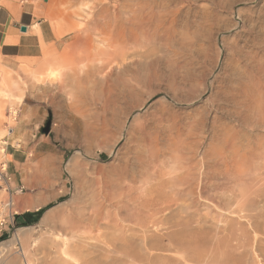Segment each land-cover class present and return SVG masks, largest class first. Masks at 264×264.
I'll use <instances>...</instances> for the list:
<instances>
[{"label": "rangeland", "instance_id": "374dc122", "mask_svg": "<svg viewBox=\"0 0 264 264\" xmlns=\"http://www.w3.org/2000/svg\"><path fill=\"white\" fill-rule=\"evenodd\" d=\"M103 1L110 8L126 2V0ZM162 1L169 4V9L182 8V15L175 25L176 34H173L176 35L175 46L180 43L182 40L180 37L186 32L182 29L184 24L181 22L186 21V12H190L189 21L195 20L192 18L195 16L196 20L200 21L198 18L200 9H211V0H199L197 4L187 1L182 5L183 0ZM0 7L12 16L13 26L18 27L20 24L30 26L28 41L25 44L30 51L37 53L35 57L19 58L15 56L23 53V50L4 49V45L0 44V172L5 166L8 177L11 178L10 181H0V219L2 215L9 213L5 208L8 202L15 203V206L43 202L35 224L19 226L12 223L13 227L10 226V230L0 237V248L5 249L0 254V264H8L10 259H16L17 264H89L91 259L95 260L92 264H264V155L259 160L257 156L259 158L260 156L256 155L257 160L254 158L256 161L251 159L249 162L241 163L244 169L239 164L236 165L242 171H247V175L245 172H242L244 175L239 174L238 177L245 180V183L236 184L238 187L234 185L235 183L229 186L225 177L217 175L218 178L211 180L212 186L206 185L208 187L204 188L200 185L194 197H183L176 202V198H172V185H169V188H164V192L170 196L166 200L171 202L173 207L170 211L152 213L147 211L148 209L144 211L145 209L141 207L143 197L139 189L143 181L139 179V175L137 176L140 173L136 171L138 166L133 153L129 156L127 170L131 172L134 168L138 179L134 187L138 189L134 188L135 191L131 195L122 197L113 187L108 188V191L123 198L125 204L130 205L133 202L131 206H134L136 203L133 212L130 211L131 218L125 216V222L123 225L121 223L122 228L106 230L105 237L101 238L102 241H114L116 244L121 241L127 245L123 248L122 245H118L121 249L112 246L111 251L105 252L101 249L103 244L96 240V233L81 229L84 232L80 230V233L77 231L75 235L82 238L84 249L82 247L81 251L72 247L67 250L64 247L66 243L72 244L73 241L78 240L71 239L73 233L65 229L64 223L77 204L79 207L84 204V199L80 197L78 200L72 199L73 183L83 178V174L85 177L93 175V166L105 171L126 166L125 156L126 151L127 153L129 151L128 148L135 150L137 147V152L141 150L139 145L132 140L129 141L132 137L130 135L132 129L140 132L138 134L134 130L133 135L146 137L145 135L155 132L159 127L169 130L168 126L176 127L174 123H180L179 127L183 128L189 139L188 144L193 143L196 146L194 140L198 141L194 149L200 152L201 171L199 172L201 176L205 173L206 162L211 152H214L213 149L218 147L224 127L234 121L228 115L236 111L230 95H232L233 83L238 82L237 76L227 67V63L235 58L232 47L237 46L244 53L257 52V55H263L256 48L255 42L259 39L258 28L264 26L261 18L264 14V0H245L242 3H234L224 10L215 7L221 22L213 27L214 35L211 41L201 42L209 49L208 60L190 54L183 58L182 55H176L168 37L172 28L166 31L165 27L169 28V24L160 27L159 32H166V36L160 37V41L152 47L150 57L144 55L135 58L138 65L142 64L138 67L134 66L135 73L130 69L140 82L144 80L143 78L146 82L150 77L158 78L153 88L147 90L145 89L147 87L142 88L140 83L137 92H143L140 98H137L136 107L130 105L129 98H123L121 91L123 90L121 83L130 79L131 73L128 71L126 76H122L123 71L119 67H109L103 72L102 87L88 83L79 88V82L74 78L69 82L71 87L67 89L61 87L64 81V83L68 81L66 76L71 66H74L71 65L70 60L76 59L78 62L79 53L76 51L82 49L81 42L84 41L82 34L87 33L86 25L93 12L94 0L88 2L86 0L78 2L0 0ZM238 9L244 11L249 22L232 34L231 23L235 22L232 21L234 20L232 13ZM70 11L77 18L73 14L69 15L72 13ZM76 11H80V14H75ZM57 14L60 15L58 19ZM78 15L82 17L79 18ZM254 26L257 27L256 30H253ZM54 28L62 29L60 32H64V35L60 37V32ZM16 33L19 34V31ZM35 36L40 45L38 49L34 46ZM78 36L81 40H78ZM8 42L16 43L17 37L9 38ZM62 49L65 50L68 58H65V61L56 60ZM171 60H178L181 66L189 64L195 75V80L187 83L184 91L179 89L185 86L182 75L173 71ZM152 61L153 64L156 63L155 66H151ZM244 62L242 66H245L246 62ZM53 70L56 73H51ZM105 80L108 83L107 81L105 83ZM177 87L179 94L174 92L176 91L174 88ZM74 89L80 91L79 94L87 91L85 103L75 102L72 91ZM116 108L117 110L119 108V111ZM139 108L142 110L140 111ZM133 112L137 114L134 115ZM170 115L175 118H171ZM137 123H140V127L136 126ZM48 124L50 131L45 134L43 130ZM101 129L107 130L105 135L90 144V135L93 132L99 133ZM239 129L244 135L246 134L247 139H251H249L251 142L256 143L261 138L264 139L262 129L242 126H239ZM82 152L86 155L81 154ZM254 172L259 173L255 175ZM247 177H250L249 181ZM248 184L250 185L247 186ZM247 193L249 194L246 195ZM243 196L246 198L243 199ZM76 200H80V205ZM253 200H256V205ZM15 211L17 209L11 210V213L15 214ZM46 215L48 217H45ZM19 231H24L26 235L21 236ZM90 246L96 247L92 249Z\"/></svg>", "mask_w": 264, "mask_h": 264}, {"label": "bare ground", "instance_id": "6f19581e", "mask_svg": "<svg viewBox=\"0 0 264 264\" xmlns=\"http://www.w3.org/2000/svg\"><path fill=\"white\" fill-rule=\"evenodd\" d=\"M74 1L78 2L82 0H74ZM86 1L88 2V0ZM187 1L197 4L199 0H185V1L183 0V2H181V5L186 4ZM242 1L244 2L245 0H219V2L218 0H211V9L209 8L200 9L201 11L199 13L201 14L199 15L198 13V18H200V21L199 19L196 20L197 17L195 15H194L195 17H192V18H195V20L190 19L191 21H189L188 17L190 15V12L189 13L186 12L187 13L185 15L187 16L186 21H181L184 24L182 29H184V31L186 32L183 33L181 31L183 33L182 37H180L182 40L180 41V43L177 44V46H175L176 41L174 40V38L176 35L174 36L173 34H176L175 25L177 22H179V18L182 15V8L174 10L175 8L174 7L173 9H169L168 7L169 4L162 0H126V2H124L120 6H114L113 8H110L106 6L105 3H103L104 2L103 0H94L93 12L89 16L88 21H87L88 23L86 25L87 30L85 31L87 33L86 34L79 33L80 35L82 34V36L84 35L83 36L84 41L81 42L83 43L81 44L83 46H82V49L79 50L80 52L76 51L79 53V55L77 56L78 62L76 61V59L70 60L71 65H74V66H71L72 68L68 71V74L66 76L68 81L66 83H64L65 81L63 83L61 82L62 83L61 87L63 89L69 88L70 86L69 82L73 78L78 80L79 88H82L81 85L84 86L85 84H88V83H93L96 86L99 85L100 87H102L103 72H105V70L109 67H119V69L123 71L122 76H126L128 71H130L131 73L129 75L130 79L125 80L123 84L121 83L122 88H123V90L121 91H123V98L124 97H126L127 99L129 98L130 105H132L133 107H136L137 105L135 104H136V101H138L137 98L138 97L140 98V94L143 92V91H141V93L140 91L137 92L138 91L137 89L139 88L140 83H141V87L142 88L147 87L145 88L147 90V89L153 88L158 78L150 77V79L147 82L145 81V78H143L144 80L140 82L139 78H137L136 75L132 73V71L135 70L133 69L134 66L138 67L142 65V64L138 65L137 64L138 62L135 61V58L136 57L139 58L144 55L147 57H150L151 51H153L152 47L157 42L160 41L161 39L160 37L166 36V32L163 31L161 33L159 32L158 29L162 26H165V24H169V28L165 27L166 31H170V29L172 28L171 33L169 34L170 36L168 37L171 41L170 45H172V47L174 48L173 52L177 53L176 55L178 54L180 56L182 55V58H183L190 54V55H193L194 57L198 56V58H204L205 60H208L209 56H207V52L209 51V49L207 47L205 48L204 45L201 44V42L211 41L214 35L213 27L215 25L218 26L219 23L221 22L220 20L221 17L215 11V7L218 6V8L224 10L225 8H229L230 6H232L234 3L238 4L239 2L242 3ZM252 2L253 1H251V3ZM253 3L255 4L256 1H254ZM83 5H86V4H83ZM76 12L74 13L80 14L79 13L80 11H76ZM89 12L91 11L89 10ZM70 14L72 15L73 12L69 13V15ZM83 14L81 15L83 16ZM81 15H78V17L79 18L82 17ZM59 16L57 14V19L60 18ZM232 16H233L232 18L234 19L232 21H235V22L231 23L232 24L231 28L233 29L230 31L233 34V33L238 32L239 29H241V27L243 26V24L248 23L249 21L246 19L244 15V11H242V9L233 11ZM261 16H262L261 18H263V23H264V14H262ZM70 18L68 20H70ZM192 24H194V26H191ZM191 27H194V29H191ZM75 28L77 29V27ZM256 28L257 27L254 26L253 30H256ZM54 29L57 32L58 31L60 32V30H62L60 28L59 29L54 28ZM181 32L179 33L182 34ZM39 33L41 34V29H39ZM61 35L63 36L64 32L62 33L60 32V37ZM257 35L259 39L257 42H255V46L263 54L262 56L257 55V52H255L254 54L249 53V52L244 53L241 50H239L237 46L232 47L235 58H233L229 63H227L228 65L227 67L229 70L234 72V75L237 76L238 82L233 83L232 92H231L232 95H230L231 100L233 101L234 106L236 108V111L230 112V114L228 115H230L234 119V121L231 122L230 125H227L224 127L223 134L220 137V143L218 144V147L216 146L213 149L214 152H211L210 158L206 162L207 169L205 173H202V176H201V173L199 172L200 166H201V161L199 159L200 152L197 149H194L197 147L198 141L194 140V143H196V146H194L193 143L188 144L189 139L187 138L183 128L179 127L180 123H174L176 127L168 126L169 130L168 129L164 130L163 128L159 127L156 131L154 130L155 132L145 135L146 137L136 136V134L133 135L134 130L138 134H140V132L138 130L136 131V129H132V132L130 133L132 137L129 138V141L132 140L134 143L139 145L141 150L139 149L140 151L137 152L136 146H135L136 147L135 150L128 148L129 151L128 153L126 151V156H125L126 166L123 165L122 167L117 168L113 171H108V170L105 171L104 169L98 166H93V163H92L93 161L91 159L92 161L91 163L93 166L92 170L94 171L93 175H89L85 177L83 174L82 176L83 178H80L77 183L76 182L73 183V188H72V193H71L72 199L76 198L78 200V197H80V199H84V204L81 205L80 207L77 204L76 205L77 207L73 210V213L67 217L64 223V226L66 227L65 229L73 233V236L71 237V239L72 238L78 239V240L76 239L77 241H73V243L71 242L72 244L70 243H66V245L64 244L65 245L64 247H66L67 250H69L72 247L76 248L77 250H80L82 247L84 249L82 238L80 236L75 235L77 231L80 233L81 229H84V230L87 229V230H90L92 233H96L97 234L96 240L98 243L101 242L103 244V246H101V249L105 252L111 251L110 248L112 246L114 248H117L118 245H122V248H123L124 245H127V243L124 244L121 241L118 242L117 244L114 241L112 242H109L107 240L102 241L101 238H103L104 233H106V230L109 231L110 229H118L119 227H121V223L123 225V222H125V216L129 217V214H131L130 211L133 212L132 209H134V206L136 203L134 204V206H131L133 202L132 203L130 202L131 204L127 205L125 204L123 198L117 196V194H120V196L122 197L127 196L129 194L131 195L132 192L135 191L134 185L137 183V180H138L135 176L136 173L133 170L134 168L132 169L133 171L131 170V172L127 170V168L129 167L128 162L130 161L129 156L133 153H134L133 154L134 158L136 159L135 163L138 166V170L136 169L135 170L138 173H140V174H137V176L139 175V179H142L143 181L142 183L143 185L139 189L140 193L142 194L143 200L141 202L140 201L142 199L141 198L139 202H141V205H142L141 207L145 209L144 211L148 209L147 211L149 212L152 211V213L153 212L163 213V212L171 210L173 205L171 204V202L166 200L167 198H170V196L167 195L166 192H164V188H169L170 187L169 185H172L171 187L173 191L172 198L173 197L176 198V202H177L183 197H188V196L194 197L197 194L196 191L199 190L200 185H203L204 188L208 187V186L206 187V185L212 186L213 184L211 183V180L213 178H216L217 175L225 177L227 179L226 180L227 183L230 184L229 186H231L234 183H235L234 185L239 184V183H241L242 185V183H245V180L240 179L238 177L239 174L244 175V173L242 174V172H245V175H247V171L241 170L240 167H243L242 169H244V166L240 164L243 162L251 161V159H254L256 155L260 156V158L257 156L259 160L264 155V139L259 138L260 141L258 140L257 141L258 143L251 142L250 141L251 139L249 137L248 138L250 140L247 139L246 134L244 135L243 132L239 129V126H242L243 128H259V129L264 130V26H261L258 28ZM79 37L80 36H78V38ZM78 40H81V39L79 38ZM202 46L204 48L200 49V47L202 48ZM64 49H62L61 53L59 54V57L56 60L65 61L66 60L65 58H68L67 54L65 53V50L66 49L68 50V48H66L65 50ZM141 49H144L145 51H142ZM222 49L224 48L222 47ZM140 52H143V54H141ZM244 61L246 62V64L245 66H242V63ZM178 62H179L178 60L176 61L171 60L170 64L174 66L173 68L174 72H178L179 74L182 75L183 85L185 86L179 89L180 91H184L185 90L184 88L186 87L187 83H191L195 80V75L192 72V70L189 68L190 67L189 64H184L181 66L180 63ZM155 64L156 63L153 64V61H152L151 66L153 65L155 66ZM51 69H54V68H51ZM130 69H132V71ZM54 70L53 72L51 71V73L53 74L56 73ZM107 72H109V70ZM174 75L176 76L177 74L175 73ZM58 78H61V77H58ZM60 80L61 79H59V81ZM106 81L107 80H105V83ZM117 81L120 82V80L118 79ZM122 81L123 80L121 79V82ZM74 90L72 91H73V95H74L76 103L81 104L84 101H86V96H88L87 91H83L81 92V94H79L80 91L78 90L74 91ZM174 90H176L174 92H177V94H179L178 92L180 91L178 90V87L177 89L174 88ZM108 97L109 96H107V98ZM142 109H140V111ZM112 110H115V109H112ZM121 110H124V109H121ZM117 111H119V108ZM117 113L119 112H116V114ZM133 114L136 115L137 113L135 114L133 112ZM171 115H170L171 118H175V116L173 117ZM114 119L112 120L114 121ZM167 121H170V120H167ZM139 124L140 123H137L136 126L140 127ZM105 132H107V130H104V129H101L99 133L93 132V134L90 135L91 142L89 143L91 144L92 142H97L96 140H98L101 136L105 135ZM164 133L165 135H163ZM86 143L89 144L88 142ZM81 154L86 155L84 152H82ZM237 164H239L240 167H236ZM78 169L80 168H77V170ZM167 169H169L170 171H167ZM245 169L247 168L245 167ZM88 173H90V171ZM129 174H131L130 175L131 178H129ZM242 178H244V176H242ZM249 178L250 177H247L246 179L248 180ZM241 185H239V188H241L240 187ZM249 185L250 184H248L247 186ZM110 187L111 188L113 187L114 189H116V191H118L117 194L108 191V188ZM236 188L234 187V189ZM138 193L139 192H137V194ZM248 194L249 193H247L246 195ZM254 196L256 197V195ZM244 198L246 197L243 196V199ZM79 201L77 202L79 203ZM255 202L256 200L254 201V203ZM256 204L257 202L255 203V205ZM250 205H252V203ZM259 206L261 207V205ZM260 207H258V209ZM29 209H31L30 206H29ZM11 210H16L15 203H13V207H11ZM15 213H17V211H15ZM123 214L124 216H122ZM45 217H48V215H46ZM64 226L62 225V227ZM19 234L21 236L26 235L24 231H19ZM86 237L89 238L88 236ZM93 247L95 248L96 246H93ZM93 247L91 248L93 249ZM118 248L121 249V246H119ZM83 249H81V251ZM4 251H5L4 247H1L0 254ZM15 260L10 259V261L9 262L7 261V262L8 264H17ZM88 263L89 264L95 263V260L91 259V263L90 262Z\"/></svg>", "mask_w": 264, "mask_h": 264}, {"label": "crops", "instance_id": "0c3cea01", "mask_svg": "<svg viewBox=\"0 0 264 264\" xmlns=\"http://www.w3.org/2000/svg\"><path fill=\"white\" fill-rule=\"evenodd\" d=\"M13 18L12 16L3 8L0 7V44L2 43L4 45V49L7 48H17L18 51H22L23 53H19V55L15 57H35L37 56V53H33V51H30L28 48V45L25 44L26 41H28V33L30 26L27 27V32L23 33L21 32V28L24 26V24H20L18 27L13 26ZM16 31H19V34L16 33ZM18 35V36H17ZM11 37H17L16 43H10L8 42L9 38ZM33 41L35 42V48L38 49L40 47L38 38L35 36L33 37ZM8 43H7V42ZM29 206L31 209H29ZM43 206L42 203L37 204H28L27 206H16L17 209V215L14 216V223L16 225H32L35 224L38 221V211ZM10 226L13 227L12 223H7L4 227H0V237H3L5 233H7L10 230Z\"/></svg>", "mask_w": 264, "mask_h": 264}, {"label": "built area", "instance_id": "2783aa9c", "mask_svg": "<svg viewBox=\"0 0 264 264\" xmlns=\"http://www.w3.org/2000/svg\"><path fill=\"white\" fill-rule=\"evenodd\" d=\"M5 166L2 167V171L0 172V181L7 180L10 181L11 178L8 177L7 170L4 168ZM11 207H13V202H8L5 205V208L9 210V213L7 215H2L0 219V227H4L7 223H14V216L15 214L11 213Z\"/></svg>", "mask_w": 264, "mask_h": 264}, {"label": "water", "instance_id": "95a60500", "mask_svg": "<svg viewBox=\"0 0 264 264\" xmlns=\"http://www.w3.org/2000/svg\"><path fill=\"white\" fill-rule=\"evenodd\" d=\"M21 32L26 33V32H27V27H26V26H23V27L21 28ZM49 131H50V124H48V126L43 130V132H44L45 134H48Z\"/></svg>", "mask_w": 264, "mask_h": 264}]
</instances>
